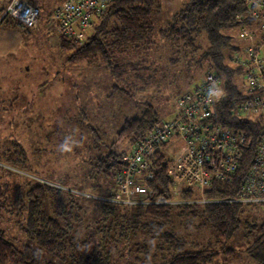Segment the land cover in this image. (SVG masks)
I'll use <instances>...</instances> for the list:
<instances>
[{"label":"trees","instance_id":"16d2710c","mask_svg":"<svg viewBox=\"0 0 264 264\" xmlns=\"http://www.w3.org/2000/svg\"><path fill=\"white\" fill-rule=\"evenodd\" d=\"M162 7L161 0H113L83 42L59 36L64 61L103 66L113 79L110 89L129 94L147 86L146 78L156 67L148 62L151 50L167 47L173 65L182 62L188 69L220 72L223 91L214 104V122L248 130L256 144L264 126L229 109L233 100L249 95L243 67L230 62L232 53L243 47L229 31L243 25L255 29V22L238 17L246 12L245 0H185L166 25L157 28L154 18ZM4 22L19 25L10 16L0 19V25ZM143 104L139 116L124 120L111 145L95 146V155L80 161L79 175L43 176L29 164L19 140L0 145V264H223L220 257L241 253L247 264H264V222L248 223L247 233L256 231L254 239L240 251L234 248L243 204L188 202L196 197L190 191L173 195L165 155L155 160V177L146 185L153 196L164 195L171 203L107 200L122 156L163 122L158 106L150 100ZM124 140L130 150H116ZM254 149L233 182L214 181L206 198L238 193Z\"/></svg>","mask_w":264,"mask_h":264},{"label":"rangeland","instance_id":"374dc122","mask_svg":"<svg viewBox=\"0 0 264 264\" xmlns=\"http://www.w3.org/2000/svg\"><path fill=\"white\" fill-rule=\"evenodd\" d=\"M60 1L33 0L41 9V24ZM161 1L162 10L154 18L157 28L165 26L185 0ZM250 30L258 34L256 25ZM5 31L20 37L22 47L0 56V145L6 146L7 139L19 140L26 148L29 164L43 176L51 172L55 177L81 174L80 161L95 155V146L111 145L124 120L139 116L147 100L158 106L162 121L171 120L179 111V97L204 76V71L188 69L182 62L171 64L167 47L161 46L148 56V62L156 67L146 78V87L132 89L129 94L113 92V79L103 66L86 61L68 63L59 47L50 46L35 36L36 31L28 32L12 22L0 25V36ZM229 32L240 47L251 42L241 28ZM77 113H81L79 117ZM126 148L130 150L124 140L116 150ZM182 150V144L172 137L165 156L173 154L178 159ZM241 218L232 240L239 251L256 235L253 229L247 233L246 225L264 222V203L243 204ZM241 254L219 259L223 264H247Z\"/></svg>","mask_w":264,"mask_h":264},{"label":"built area","instance_id":"2783aa9c","mask_svg":"<svg viewBox=\"0 0 264 264\" xmlns=\"http://www.w3.org/2000/svg\"><path fill=\"white\" fill-rule=\"evenodd\" d=\"M112 1L61 0L45 27L59 36L83 42L94 29L97 17ZM245 5V14L238 17L255 22L258 34L243 25L242 35L251 42L234 51L230 62L243 67L244 91L249 95L233 100L229 109L238 118L252 117L264 126V0H245ZM0 9L1 18L10 16L26 30L39 29L41 9L31 0H23V3L0 0ZM222 91L220 72L207 69L203 78L179 98L177 115L156 125L145 139L122 156V164L113 173V189L107 200L129 205L171 203L164 195L153 196L146 182L155 177L158 167L154 162L166 155L167 144L175 137L183 146L181 156L174 159L171 154L163 158L173 195L193 192L196 197L188 202L264 203V133L254 144L248 130L214 122V104ZM253 145V158L238 193L229 198H206L205 191L214 181L233 182Z\"/></svg>","mask_w":264,"mask_h":264},{"label":"crops","instance_id":"0c3cea01","mask_svg":"<svg viewBox=\"0 0 264 264\" xmlns=\"http://www.w3.org/2000/svg\"><path fill=\"white\" fill-rule=\"evenodd\" d=\"M31 1L33 2V0ZM49 15H48V18H49ZM17 27L20 28L19 25ZM34 31H36L35 36L42 38V40L45 41V43L49 44L50 46L58 47L59 34L56 32H49L45 27V23L44 24L40 23L39 29H35ZM21 40L22 39H20V37L13 35L12 33L8 31H5L0 36V56L6 52L14 51L17 48H21L22 46H19L22 42Z\"/></svg>","mask_w":264,"mask_h":264},{"label":"clouds","instance_id":"9594fccd","mask_svg":"<svg viewBox=\"0 0 264 264\" xmlns=\"http://www.w3.org/2000/svg\"><path fill=\"white\" fill-rule=\"evenodd\" d=\"M61 147H62L63 149H66V145H62Z\"/></svg>","mask_w":264,"mask_h":264},{"label":"snow or ice","instance_id":"6c2138e0","mask_svg":"<svg viewBox=\"0 0 264 264\" xmlns=\"http://www.w3.org/2000/svg\"><path fill=\"white\" fill-rule=\"evenodd\" d=\"M21 3H23V0H20Z\"/></svg>","mask_w":264,"mask_h":264}]
</instances>
